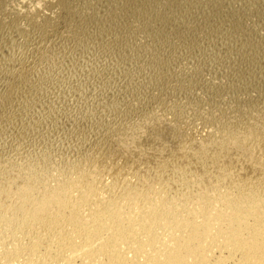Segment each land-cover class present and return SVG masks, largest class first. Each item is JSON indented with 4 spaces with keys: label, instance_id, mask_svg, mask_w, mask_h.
Masks as SVG:
<instances>
[{
    "label": "bare ground",
    "instance_id": "bare-ground-1",
    "mask_svg": "<svg viewBox=\"0 0 264 264\" xmlns=\"http://www.w3.org/2000/svg\"><path fill=\"white\" fill-rule=\"evenodd\" d=\"M236 100L200 132L159 108L100 130L52 180L55 156L0 158V264H264V102Z\"/></svg>",
    "mask_w": 264,
    "mask_h": 264
},
{
    "label": "rangeland",
    "instance_id": "rangeland-1",
    "mask_svg": "<svg viewBox=\"0 0 264 264\" xmlns=\"http://www.w3.org/2000/svg\"><path fill=\"white\" fill-rule=\"evenodd\" d=\"M49 1L0 0V158L55 156L42 171L52 180L104 131L136 134L155 109L200 132L211 112L233 114V98L264 102V0Z\"/></svg>",
    "mask_w": 264,
    "mask_h": 264
}]
</instances>
